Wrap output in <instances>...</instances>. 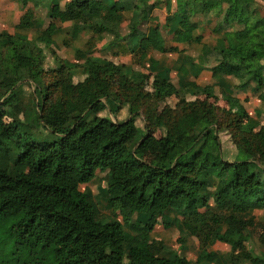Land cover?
Instances as JSON below:
<instances>
[{"label":"trees","instance_id":"obj_1","mask_svg":"<svg viewBox=\"0 0 264 264\" xmlns=\"http://www.w3.org/2000/svg\"><path fill=\"white\" fill-rule=\"evenodd\" d=\"M159 2H54L45 33L53 35L72 22L88 34L75 61L52 50L55 67L46 65L51 44L45 39L0 31V214L15 220L17 250L36 258L0 264H97L105 251L130 264H192L177 251L161 257L162 240L140 239L173 211L199 242L198 262H218L209 247L222 242L231 246L234 264H264V256L246 243L249 230L258 226L264 244V220L255 215L264 216V123L256 126L245 107L219 105L211 84L129 70L95 56L101 34L110 37L107 46L113 49L121 38H137L130 52L139 65L151 50L179 52L169 40H197L200 19L214 14L222 24L213 32L223 34L215 49L237 55L235 88L261 97L264 112V15L256 0H193L179 3L178 11L157 23L152 17ZM217 62L216 71H224L225 62ZM29 95L35 121L53 140H21L19 128H33ZM103 102L111 117L98 113ZM222 134L247 157L227 159ZM147 152L156 156L147 160ZM103 171L109 172L110 201L125 220L144 215V225L126 230L115 219L101 218L94 197L81 185ZM143 243L157 260L141 254Z\"/></svg>","mask_w":264,"mask_h":264},{"label":"rangeland","instance_id":"obj_2","mask_svg":"<svg viewBox=\"0 0 264 264\" xmlns=\"http://www.w3.org/2000/svg\"><path fill=\"white\" fill-rule=\"evenodd\" d=\"M20 1L22 2V0ZM20 1H0V31L11 33L19 32L28 35L29 38L39 37L45 39L51 44L50 49L46 51V65L49 67H55L57 65L56 61L50 57L52 50L56 51V57H64L69 59V61H75L76 51L79 49H85V44L88 39V34L85 31L80 30L69 23L63 24V28H60L53 35H49L44 31L51 5L54 2H57L61 6H65L70 0H27L28 4L26 6L29 5V7L24 5V8L21 6ZM103 1L105 4L109 5L124 2L126 0ZM149 1L153 2L155 0ZM159 1V5L161 6L159 7L160 9L158 8V10H160V16L158 15L157 17L164 19L168 13L175 12L168 11L167 6L165 5L162 6L161 3L167 0ZM183 1L192 2L193 0H169L168 5L170 6L171 2V4H179ZM256 1L261 13L264 15V0ZM27 9L31 10L32 16L27 14ZM26 21L30 23V25H25ZM200 21L204 23L200 25V28L196 33L197 40H194L187 46L185 45L186 48L181 52L182 55L185 56H181V53L178 55L161 54L155 50H151L150 58L144 63V68L147 71H145L144 68L142 71L144 70L146 73L159 71L160 73L169 75L173 77L174 80L178 81H196L202 85L211 84L213 88L212 97L219 105L226 106L228 104L234 110L245 107L250 120L256 126H260L264 123L262 98L256 96L251 89L248 91H239L235 88V84L237 83L235 77V68L238 64L237 55L229 52L222 54L215 49L223 34L213 32V29L218 26L217 23L222 24L221 19L216 18L214 14H210L209 16H204ZM107 39L106 36L100 35L97 39V46L100 47ZM173 43L174 42H169L168 44L170 45ZM115 46L122 53L125 52L123 50H126V48H128L127 52H130L133 48L137 47V38H121ZM113 50L114 49H111L110 51V48L107 46L106 49L98 50L95 55L99 56V58L107 57L108 59H111L115 65H121L124 62L130 65L133 62L131 56L125 55L120 57L117 56L118 54ZM218 60H223L225 62L226 68L222 72L216 71L219 70ZM215 66L217 67L214 70L213 68ZM34 88L33 85L31 91H34ZM148 89L151 90L150 84H148ZM33 98V96L29 95L28 102L31 109L29 108L30 110L28 111V124L33 128L21 126L19 128L21 140L25 142L51 141L54 139V136L40 123L35 121L36 114L33 110L35 107L33 104ZM102 106H97V109H99L98 113L100 115H109L111 117L108 105L103 102ZM126 110L127 108L125 107L118 112L117 118L119 120H122V118L125 117ZM114 120H116L115 117ZM157 134L159 135V131ZM221 138L223 142V153L227 159L233 160L237 157L244 159L247 157L244 153L239 154L235 152V148L227 135L222 134ZM155 156L156 153L153 152H147L145 155L147 160H151ZM108 181L109 172L103 171L99 172L89 183L81 185L82 191L94 197L96 201V209L102 215L101 218L105 220L115 219L121 222L126 230H130L131 227H136L137 225H144L146 222L144 215L136 214L131 216L128 220H125L126 216L120 210L117 203L110 201L109 199ZM212 189L213 187L210 188V190ZM255 215L260 221L264 220L261 211H255ZM14 227L15 220L13 218L4 217L0 214V260H10L16 257L17 261H35V255L29 256L26 252L17 250V238ZM132 233L138 234L136 231H133ZM259 234L260 229L258 226L250 229L248 232L249 241L246 243L247 245L252 246L255 255L262 257L264 256V244L260 241ZM139 236L142 242L149 239L162 240L166 245V248L161 255L163 258L170 257L171 251H177V253L186 256L192 264H234L230 256L232 253L231 246L222 242H218L214 246L209 247V250L216 252L220 256L218 262H198L197 260L200 254L199 242L195 236L190 235L189 231L184 228L175 211L168 213L164 218L160 219L153 231H143ZM140 251L144 257L157 260V256H153L145 247L144 243L141 245ZM97 264H130V262L121 261L116 254L111 251H105L99 256ZM246 264L254 263L249 261L246 262ZM258 264L263 263L259 262Z\"/></svg>","mask_w":264,"mask_h":264},{"label":"crops","instance_id":"obj_3","mask_svg":"<svg viewBox=\"0 0 264 264\" xmlns=\"http://www.w3.org/2000/svg\"><path fill=\"white\" fill-rule=\"evenodd\" d=\"M1 1V0H0ZM20 1V0H19ZM169 0H167V1H165V2H163V3H161L162 4V6L163 5H165V6H167V8H168V11L170 10V11H176L177 9H178V3H173V4H171L170 3V6L168 5L169 4V2H168ZM168 2V3H167ZM20 4H21V6L24 8V5H23V3L20 1ZM30 4V3H29ZM26 7H29V5L28 6H26ZM25 7V8H26ZM159 7H161L160 5L156 8V10L154 11V14H153V17H152V20H153V22H157V23H164V21H165V18L169 15V14H173V13H168L167 15H166V17L163 19H160L159 17H157L159 14H160V10H158V8ZM169 7H170V9H169ZM160 9V8H159ZM175 13V12H174ZM127 15L128 16H130V13H127ZM160 16V15H159ZM203 19V18H202ZM67 23H69V24H72V22H67ZM204 22H201V24H203ZM65 24V23H64ZM73 25V24H72ZM199 30V29H198ZM197 30V31H198ZM197 31H196V33H197ZM196 33H195V36H196ZM101 35H103V36H106L105 34H101ZM100 36V35H99ZM98 36V37H99ZM98 37H97V39H98ZM108 39L100 46V47H98L97 46V48H98V50H102V49H106V47H107V42L110 40V37L107 35L106 36ZM169 42H173V41H170L169 40ZM193 41H191V42H186V43H176V42H174L173 44H170V45H175V46H178L179 47V49H180V51L179 52H168V53H161V54H175V55H178L179 53H181L182 52V50H184L185 48H186V46L187 45H189L190 43H192ZM186 45V46H185ZM111 49H113V48H110V51H111ZM109 51V52H110ZM113 51H116V54H118L117 56H120V57H123V56H131L132 58H133V62L129 65V64H127V63H122L121 65H126L128 68H129V70H139V71H142V69L144 68V63H145V61L148 59V58H150V54H149V57L141 64V65H139V64H135L134 63V57H133V54L132 53H130V52H124V53H122L121 51H119L118 53H117V51H118V49L117 48H114V50ZM98 52V51H97ZM96 52V53H97ZM156 52H158V51H156ZM158 53H160V52H158ZM95 56H97V55H95ZM181 56H185V55H182V53H181ZM97 57H99V56H97ZM105 58V57H104ZM106 59H108L107 57H106ZM110 61H111V59H109ZM113 64H114V62H112ZM115 65V64H114ZM116 66H118V65H116ZM138 68H140V69H138ZM144 70L145 71H147L145 68H144ZM143 70V71H144ZM144 71V72H145ZM156 72H159V71H154L153 73H156ZM163 74V73H162ZM164 75H166V74H164ZM167 76H169V75H167ZM171 77V76H170ZM172 79H173V77H171ZM175 81H178V80H175ZM126 115V114H125Z\"/></svg>","mask_w":264,"mask_h":264}]
</instances>
